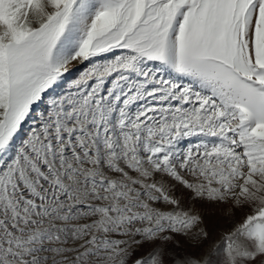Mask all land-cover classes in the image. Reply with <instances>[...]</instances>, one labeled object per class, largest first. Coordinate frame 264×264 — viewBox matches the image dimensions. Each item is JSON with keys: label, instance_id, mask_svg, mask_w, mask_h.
Listing matches in <instances>:
<instances>
[{"label": "snow or ice", "instance_id": "6c2138e0", "mask_svg": "<svg viewBox=\"0 0 264 264\" xmlns=\"http://www.w3.org/2000/svg\"><path fill=\"white\" fill-rule=\"evenodd\" d=\"M0 264H264V0H0Z\"/></svg>", "mask_w": 264, "mask_h": 264}, {"label": "rangeland", "instance_id": "374dc122", "mask_svg": "<svg viewBox=\"0 0 264 264\" xmlns=\"http://www.w3.org/2000/svg\"><path fill=\"white\" fill-rule=\"evenodd\" d=\"M83 70V66H75L71 69L70 74H68V79H74L76 78L80 71ZM193 141L195 140V138H191ZM185 145L188 143V141L184 142ZM186 203H188L186 201ZM197 208H200V205H196ZM211 215H208L206 212V218L209 224V228L210 230H212L213 232H218L220 230L226 229L228 227H230L229 223L223 218V216L221 215V211L219 209H213L211 210ZM237 218H239V213H237ZM170 249L172 248V246H169ZM174 251L180 252L182 251L181 249H173ZM148 251L147 246L145 247V249L143 250V252L146 254V252Z\"/></svg>", "mask_w": 264, "mask_h": 264}]
</instances>
